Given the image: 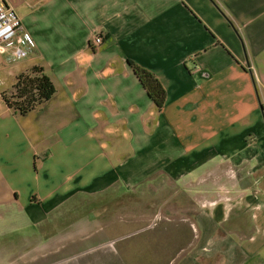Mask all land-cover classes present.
Masks as SVG:
<instances>
[{
	"label": "crops",
	"instance_id": "crops-1",
	"mask_svg": "<svg viewBox=\"0 0 264 264\" xmlns=\"http://www.w3.org/2000/svg\"><path fill=\"white\" fill-rule=\"evenodd\" d=\"M6 1L40 54L0 64L3 89L38 66L56 92L25 114L0 102V264L39 254L69 203L139 188L191 234L174 264H264V0Z\"/></svg>",
	"mask_w": 264,
	"mask_h": 264
},
{
	"label": "rangeland",
	"instance_id": "rangeland-1",
	"mask_svg": "<svg viewBox=\"0 0 264 264\" xmlns=\"http://www.w3.org/2000/svg\"><path fill=\"white\" fill-rule=\"evenodd\" d=\"M56 1L46 0L42 8L54 7ZM64 7L63 4L59 6L61 11L52 20V35L58 39L67 37ZM13 75L11 70L0 72L2 80L11 81ZM4 93L6 99H16L13 85L4 89ZM120 192L105 198L89 196L80 206L69 203L60 213L67 214L68 209L75 220L54 222L53 237L48 242L40 240L44 243L39 254L17 257L24 256L28 261L24 264H174L182 255L180 250L191 243L188 228L176 226L175 222L152 219L162 200L144 189ZM96 215L103 220L99 221L101 218L97 219ZM101 224L104 225L102 234L97 231ZM110 241H115L112 246ZM101 245L103 247L98 249ZM27 257L33 260H27Z\"/></svg>",
	"mask_w": 264,
	"mask_h": 264
},
{
	"label": "trees",
	"instance_id": "trees-1",
	"mask_svg": "<svg viewBox=\"0 0 264 264\" xmlns=\"http://www.w3.org/2000/svg\"><path fill=\"white\" fill-rule=\"evenodd\" d=\"M131 66L157 108L162 109L167 101V91L160 79L139 63L131 62ZM13 90L16 99L12 101L5 98V101L23 114L51 99L56 92L52 79L38 66H34L29 73L18 75Z\"/></svg>",
	"mask_w": 264,
	"mask_h": 264
},
{
	"label": "built area",
	"instance_id": "built-area-1",
	"mask_svg": "<svg viewBox=\"0 0 264 264\" xmlns=\"http://www.w3.org/2000/svg\"><path fill=\"white\" fill-rule=\"evenodd\" d=\"M95 46L103 43L101 34L93 38ZM40 54L32 35L24 28L13 5L0 0V64L12 66ZM4 81L0 77V102L5 101Z\"/></svg>",
	"mask_w": 264,
	"mask_h": 264
},
{
	"label": "water",
	"instance_id": "water-1",
	"mask_svg": "<svg viewBox=\"0 0 264 264\" xmlns=\"http://www.w3.org/2000/svg\"><path fill=\"white\" fill-rule=\"evenodd\" d=\"M114 242H115V241H110V242H109V245L112 246V245L114 244ZM101 247H103V245H101L100 247H98V249H99V248L101 249Z\"/></svg>",
	"mask_w": 264,
	"mask_h": 264
},
{
	"label": "flooded vegetation",
	"instance_id": "flooded-vegetation-1",
	"mask_svg": "<svg viewBox=\"0 0 264 264\" xmlns=\"http://www.w3.org/2000/svg\"><path fill=\"white\" fill-rule=\"evenodd\" d=\"M155 226H156V224H155Z\"/></svg>",
	"mask_w": 264,
	"mask_h": 264
}]
</instances>
